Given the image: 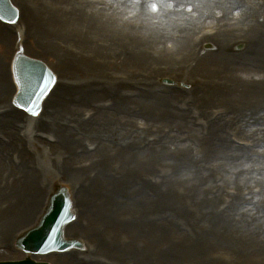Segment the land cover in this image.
Listing matches in <instances>:
<instances>
[{"label": "bare ground", "instance_id": "obj_1", "mask_svg": "<svg viewBox=\"0 0 264 264\" xmlns=\"http://www.w3.org/2000/svg\"><path fill=\"white\" fill-rule=\"evenodd\" d=\"M11 1L19 7V19L27 25L28 40L24 48L13 45L12 36L0 27L3 47L27 49L53 57L60 72L68 73V76L64 78V84L58 76V87L42 105L39 118L19 121L28 133L36 128V122L37 127H46L55 147L48 148L43 142L33 139L37 152V158H33L14 134L13 129L19 123L10 119H19V115L15 113L0 118V135L10 141L8 145L0 144V171H3L0 176L7 181L0 190V207L8 204L11 191L9 203L15 206L14 211L8 214L0 211V229H4L6 239H10L8 231L16 223L30 222L32 214L38 210L45 187L62 179L64 185L74 182L80 200H87L82 213L91 221H99L106 226L122 218L132 221L125 235L130 241L126 245L128 254L130 247L140 242L138 238L148 243L151 236L155 238L156 241L146 248L144 246V254L139 257L140 253L133 254L136 264H148V256H156L157 264H220L227 258L225 250L232 254L239 252L236 245L247 242L253 245V254H250L253 261L248 263L263 264L264 206L261 203L264 204V193L261 197L244 196L241 199L247 206L256 202V212L254 207L241 209L243 207L236 202L241 192L252 188L248 187L250 184H264V174H253L249 167L261 161L246 157L237 164L228 153L216 152V147L236 150L226 137L236 134L253 141L255 146L260 144L264 149V115H258L264 110V105L260 104H264V0H157L160 8L157 13H145L144 0ZM168 4L172 6L161 7ZM182 4L184 8H180ZM188 7L192 8L191 12ZM202 24H211L215 31L211 36L195 41L196 31L202 29ZM190 33L193 35L189 38ZM30 38L35 39L34 43H29ZM59 38H73L71 42L74 43L67 45ZM18 42L23 44L21 40ZM238 42L244 45L241 54L232 49ZM52 43L64 51L60 58L55 57L56 49L51 48ZM129 43H133L132 49H124L115 55L116 50ZM203 44L211 45L213 52L201 55ZM68 51L75 52V57H68ZM175 52V58L182 59V63L186 60L183 64L194 63L198 72L226 71V74L240 79V74L249 71L227 63L230 58L238 62L240 57L252 65L256 64L259 70L253 71L257 75L250 72L252 75L242 78L244 85L226 78H206L201 90L191 94L188 104L182 102L177 93L164 95L158 92L150 100H119L118 103L124 102L122 107L117 105L112 110H98L104 113H99L83 128L65 127L72 118L68 113L75 115L76 120L77 109L88 104L91 96L87 95L78 105L65 104L61 100L68 96L57 95L58 92L69 87L72 92H78L95 86L103 90L128 84L141 93L144 90L142 82L160 74L163 69L171 68V54ZM112 55L122 66L137 63V81L134 82L136 75H128L129 80L123 73H115L114 78L105 75L106 68L97 71L101 67L97 60L109 59ZM159 61L161 64L156 63ZM3 66L0 59V71ZM83 74L89 78L84 82L78 81ZM252 83L254 85L250 86ZM15 92V88L0 79V102H8ZM228 95L233 96L224 99ZM74 97L75 94L72 101ZM232 99L242 103L235 101L231 104L237 103L243 110L235 117L228 105ZM254 99L256 103H253ZM207 100H212V103ZM131 105H135V109L143 108V116L128 119L123 115V110ZM250 106L253 107L252 114ZM8 110L13 112L10 106ZM239 116L242 121L236 120ZM257 124L259 127L253 126ZM89 125L92 127L88 130ZM138 140H142L143 147L135 150ZM86 141L90 142L89 146H95L92 154L80 150ZM36 145L44 147L45 152L41 153ZM72 146L74 159L71 160L70 154L67 164L59 168L67 159H64L68 154L67 147ZM78 150L79 155H76ZM11 152L18 154L20 163L24 160L31 164L14 172V178L19 180L18 186L9 180L15 164L10 163L13 165H8L7 170L6 163H3ZM72 164H76L75 170ZM212 172L222 177L220 183L212 181ZM20 201L23 202L21 206L18 204ZM222 201L231 204V208L219 215L216 211ZM187 202L193 204L186 205ZM173 217L187 221L185 230L191 240L185 239L181 246H174L171 240L167 244L170 247L160 250L159 241L179 233L174 230V234H164L161 224L156 225L155 221ZM245 217L249 218L247 221L252 229L241 226ZM70 227L75 233V225L67 229ZM213 250L219 251L210 253ZM236 259L244 263L247 257L237 255Z\"/></svg>", "mask_w": 264, "mask_h": 264}, {"label": "rangeland", "instance_id": "obj_2", "mask_svg": "<svg viewBox=\"0 0 264 264\" xmlns=\"http://www.w3.org/2000/svg\"><path fill=\"white\" fill-rule=\"evenodd\" d=\"M209 25H211V24H202V26L204 28H209L208 30H212ZM14 26H13V29H9L6 26L0 25V27L7 34H9L13 37V39L11 37V44L20 45L21 47L24 48L25 47L24 45L27 43V40H28V38H27L28 30L22 24H21V26L18 27V29H17V26H18L17 24ZM19 33L21 34V38H22L21 41L23 42V44H18L19 42H17V40H16ZM33 33H34V31H31V34H33ZM201 33L203 34L202 31H201ZM192 35H193V33H190L188 35V37L190 38ZM59 39H61V38H59ZM33 40L35 41V39L30 38L29 43H31V44L34 43ZM61 41H63L67 45L68 44L71 45L74 43V42H71V41H73V38H71L69 40H62L61 39ZM206 46L211 47V45L204 44L202 46L203 51H202L201 55L202 54L208 55L209 53L213 52V47L206 48ZM51 48L56 49V52L54 53L55 57L60 58L61 52H64L61 49L57 48L56 45L53 43L51 45ZM127 48L132 49L133 43L124 44L121 49L116 50L115 55H117L121 52H124V49H127ZM161 48H163V47H161ZM16 50H17V48L5 49L3 47V45L0 43V59H1V62L3 61V64H4V66L2 67L3 70L1 69V71H0V79L6 85H8L11 88H15L14 84H13V80H12V69L11 68H12V61H13ZM242 50H243V43L242 42H240L239 44H236L233 47V51L235 53H241ZM50 52H51V50H50ZM22 53L28 57H31L32 59H35V60L37 59V60L43 62L56 75L57 83H58V76H59V78L62 79L63 84H64V82H65L64 78H66L68 76V73L60 72V67H58V65H57V63L53 57H49L47 55L44 56L42 54L29 52V51H27V49H25V50L23 49ZM66 55L68 57L69 56L75 57V52L68 51V52H66ZM175 56H177L176 52L171 54V60L172 61L170 60L171 61V64H170L171 68L170 69H163L160 74L151 76L147 82H142V85H144V90L140 94L138 92L139 95L135 98V100H142V101L143 100H150L158 92H163V93H167L170 91L180 92V90H178V89H182V88H185V89H182L183 91L189 90V82L186 81L187 77L190 80H194L195 82H199L200 79H206V78H211V77L220 78V79L226 78L228 80L236 81L237 83H243V85H244L245 84L243 82L244 80H241V79L242 78L245 79V78L249 77L250 75H252L251 73L256 74L254 72L259 70L255 63H254L255 65L251 64L248 66V65H244V64L235 62L232 58H230V59H228V62H227L229 65H231L235 68H244V70L249 71L244 75L240 74L239 75L240 79H238V78L234 77L235 75L231 76V75L226 74V71L222 72V73H217L214 71L202 72L200 70L198 72V70H196L195 68L191 69V70L185 69L184 66H186V64H183V63H185L186 60H184L183 63L182 62L180 63V61H177V59H174ZM198 59H200V58H198ZM240 60L244 61L245 59L240 58ZM245 61H247V60H245ZM97 62L101 64L100 65L101 67L98 68L97 71L99 72L100 70H103L106 68L105 75H107V76L110 75V76H113V78H114L115 73H123L127 77H128V75H136V79L134 80V82L137 81V79H138L139 68L137 67V63L136 64L130 63V64H126V65L122 66L119 64V62H117V59L113 55L109 59H107V57H106V58L97 60ZM156 63L161 64V61L156 62ZM162 63H166V62H162ZM229 65H227V67H229ZM167 67L169 68L168 65H167ZM178 71L182 74V77H180V78L184 79V81L177 79L176 75H177ZM60 73L62 75H60ZM64 74L66 76L62 77V76H64ZM73 75H75V73ZM86 78H89V77H87L86 75L83 74L78 79V81L84 82L83 80ZM76 80H77V77H76ZM129 80H130V78H129ZM165 80L171 81L173 84L167 85V86L163 85L162 81H165ZM85 82H87V81H85ZM252 85H254V84L252 83L250 86H252ZM69 89H70V87L63 90L64 92H58L57 93V95L59 94V95H63V96H68V98L66 100L65 99L61 100L65 104L72 103V104L78 105L89 94L91 96V99H88V104L83 105L81 108L77 109L78 110L77 111L78 116H77L76 120H75V115L68 113L69 115L72 116V118L69 122L66 123L65 127L67 129H77L78 127L83 128L86 125H88L94 119V117H97V115L99 113H104V112H98L99 108H101V107L103 108V106H111V105H112V107L110 109H112L114 107V105H119L122 107L124 102L123 103H116V101H119V100L126 101L129 97L130 93L136 95V92L132 89L131 86L129 87L128 84L124 85V86H119V87L114 88V89L108 88V89H103V90L96 88V86L91 87V89H84V90H81L78 92H72V89H70V90ZM66 90H69V91H66ZM103 91L106 92V94L102 93ZM74 94H75V97H74V100L72 101V95H74ZM13 96H14V94H13ZM13 96H12V98H10L8 100V102H6V101L4 103L0 102V110L3 111V113L0 115V118L16 113L19 115L20 118L19 119H10V121H15V122L19 123V121L25 120L28 117L23 112L12 107ZM232 96L233 95H228V97H226L224 99L228 100ZM184 97H185V99L190 100V97L188 94H186V95L184 94ZM235 101L240 102V100H235V99H232L231 102L228 101L229 102L228 105H230L232 113H234V106H231V104L235 103ZM256 102H257V100L254 99L253 103H256ZM208 103L209 104L212 103V100ZM262 103L263 102H261L260 104L264 105ZM240 104L242 105L241 102H240ZM6 105H9L11 108H13L14 109V110L12 109L13 112H10L8 110L9 106L6 107ZM137 106H139V105H137ZM134 107H135V105H131L128 108L124 109L123 115L125 114L128 119H134L136 117L143 116V108L140 111L138 109L136 110ZM210 107H216V106H210ZM247 107L248 106L246 103V108ZM250 109H251V114H252L253 107L250 106ZM73 113L75 114V110ZM241 113H243V112H241ZM262 115H264V114H262ZM241 116H242V114H241ZM31 118L37 119L34 117H31ZM121 118H125V117H121ZM138 122H141V120H139ZM36 125H37V122L35 124L36 128L33 129L29 133L27 132V130L25 128L20 127L21 126L20 123L17 125V127H15L13 129L15 131L14 134H15L16 138H18L19 140H21L24 143V148H25V151H27V154H29L33 158H37V152H36L35 146L32 143V140L34 139L33 134L36 131H40V130L48 131V129L46 127L41 128V127H37ZM91 125H89L87 127L88 130L90 127H92ZM112 127L114 128V126H112ZM3 139H4L3 136L0 135V144L6 145L2 141ZM253 139H255V138L253 137ZM89 143L90 142L86 141V143L84 144V146L80 150L85 152L87 150V149H85V145H87ZM139 143H140V141L137 142L138 147H139ZM36 147L41 149V153L45 152V148L42 147L41 145H36ZM73 149H74V146H72L70 148L67 147V153L68 154L64 155V159H66V158L67 159L62 164L59 165L60 166L59 168H63V166L66 165L67 162L70 160V154H72L71 152ZM54 151H56V150H54ZM230 151H233V152H230ZM216 152L228 153L229 156L233 157L234 162H236L237 164L242 162V160H244L246 157L249 159L260 160L261 163H259V164L249 165V167H251V171H253V174H257L259 172L258 169L261 167H264V154H261V153L253 155V152H251L250 150H247V149H236V150H234V149H229L226 147L217 148ZM260 152H264V149L263 150L261 149ZM76 155H79V150L77 151ZM74 157H75V152L71 155V160H73ZM233 160H231V162H233ZM18 161H19L18 154L11 152V154H8L7 157L3 160V163H6V164H4V166L7 170H9V168L7 166L13 165L10 163L15 164ZM27 165H30L29 162L24 161V160H22L20 164H17V166L13 165V167L11 169V175H9V180L14 181V183H16V185L18 186L19 180L14 178V172L17 173V168H26ZM72 165H73V170H75L76 164H72ZM60 170H62V169H60ZM2 172L0 171V174ZM20 180H23V179H20ZM197 181H198V179L195 181V184L198 183ZM6 182L7 181L2 176H0V190H1V188H3L5 186ZM73 184H74V182L73 183L68 182L67 184L64 185L63 180L59 179V181L54 182L50 186H47V188L45 187V190L43 191L42 196L40 197V201L38 203L39 204L38 210L32 214V218L29 222L30 224L29 223L28 224L27 223H24V224L23 223L22 224L16 223L8 231L10 233V239H6L7 237L5 235L4 229L3 230L0 229V261H20V260L25 258V256H26L25 254L14 249V243H15L17 236L21 232L27 230L28 228L32 227L36 223V221L41 216V214L44 210V207L47 203L48 197L53 192V189L55 186L66 188L67 190L70 191L69 193H71V189H72ZM252 186H255L256 188H261V190H262L261 196H262V194L264 193V184H262L260 182L259 183L255 182V184L254 183L250 184L248 187H252ZM74 191L75 192L73 194V198L75 201V209L78 213L80 212V219L77 222V225H75V228L77 229L75 233L72 232V229H71L72 227H70L67 230L68 236L75 237L79 241L83 242L85 244L87 250H94V249H91V246H93L96 249V251H97V249H102L101 253L99 251H97L98 252L97 256L101 257V255H106L110 258L109 260L111 261L109 263L103 259L105 264H117V263L112 262V260L115 261L114 258H119L121 260V262L118 264H123V263L124 264H127V263L132 264V262L130 260H128L129 257L127 258V255H129V254H128V252L126 250V246H125V243L130 242L128 237H125L126 232H127L126 228H127V224H128V223H126L127 222L126 218L114 220L112 225L108 224L107 226H106V224H102L99 221H91L88 216H85L82 213V209L87 207V200L81 201L79 198L80 193L77 192L75 190V188H74ZM11 193H12V191L10 192V196L7 199V200H9V202H10V199L12 197ZM24 201H26V200H24ZM72 201H73V199H72ZM9 202H8V204H2L3 206L1 205L0 211H7V214L10 211H14L15 207L12 206V204H10ZM18 204H19V206H21V205H23V202L20 201ZM19 206L17 205V208ZM261 206H264V204L261 203ZM161 211L164 212L166 210H161ZM248 219H249L248 217H245L241 223V226L252 229L251 226L248 227V224H250V222L247 221ZM257 223H260V222H257ZM157 224H161V228H162L164 234H171L174 232V230H177V228H178L177 222H173L172 220H169V218H165L160 222H156V225ZM263 225H264V222H263ZM151 237L154 238L153 236H151ZM185 239L188 240L189 237L187 235H182L181 233H179L178 235L174 234V236L170 237L168 240L159 241L158 247L160 248V250H165L166 248L169 247V245H167V244L171 240H173L172 244L174 246H181L184 243ZM138 240L141 243L143 242L146 244L145 245L142 243V245H144L145 248L149 244L146 240L141 241L139 238H138ZM241 246H244V247H241ZM236 247H237V250H239V252H236L233 254H232V252H229L230 256H231L230 259H235L236 262L235 263H229L228 262V263H224V264H254V263H248L250 261H253L251 258V255H250V254H253V252L251 250L253 245L250 246V243L247 242L246 244L236 245ZM215 251H219V250H213L210 253H214ZM226 251L227 250H225V253L227 254ZM142 254H144V253H142ZM237 255H242L244 258L247 257V260L245 259L244 263H241V262L239 263V262H237V259H236ZM73 256H75V254H73ZM126 258H127V260L125 262L124 260ZM156 258H157L156 256H148L147 261H150L149 264H152L151 263L152 261L156 262L155 261ZM60 259H62V260H60ZM36 260L47 262L49 264H76L75 260L70 261L68 259V256H64V257H60V258L55 257V256H48V257L37 258ZM145 264H147V263H145ZM153 264H155V263H153ZM220 264H223V263H220Z\"/></svg>", "mask_w": 264, "mask_h": 264}, {"label": "snow or ice", "instance_id": "obj_3", "mask_svg": "<svg viewBox=\"0 0 264 264\" xmlns=\"http://www.w3.org/2000/svg\"><path fill=\"white\" fill-rule=\"evenodd\" d=\"M143 9L145 11V13H148V12H151V13H157L160 8L158 7V2L157 0H144V3H143ZM172 5L168 4V5H161V7H171ZM185 5H180V8H184ZM179 10V9H178ZM187 10L189 12L192 11V8L191 7H188ZM0 21H4V17L3 15H0ZM6 23H15L16 21L13 20V19H8L7 21H4ZM54 82V81H53ZM46 91V89H42L41 90V95ZM38 102H39V96L37 98L36 101H33V105L34 107L32 108H25L24 110L25 111H28L31 115L33 116H36L38 115V111L36 110V108L38 107ZM20 105H17V107H19Z\"/></svg>", "mask_w": 264, "mask_h": 264}, {"label": "water", "instance_id": "obj_4", "mask_svg": "<svg viewBox=\"0 0 264 264\" xmlns=\"http://www.w3.org/2000/svg\"><path fill=\"white\" fill-rule=\"evenodd\" d=\"M22 63H23V60H22V59H18V63H17L18 67H19ZM22 93H23V88H22L21 91H20V94H21V95H22Z\"/></svg>", "mask_w": 264, "mask_h": 264}]
</instances>
